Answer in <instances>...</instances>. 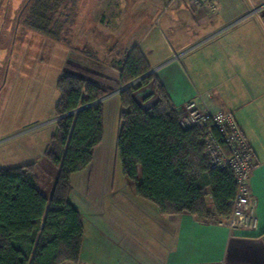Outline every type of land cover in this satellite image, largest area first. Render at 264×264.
Here are the masks:
<instances>
[{
	"label": "crops",
	"instance_id": "1",
	"mask_svg": "<svg viewBox=\"0 0 264 264\" xmlns=\"http://www.w3.org/2000/svg\"><path fill=\"white\" fill-rule=\"evenodd\" d=\"M103 5L144 14L128 36L142 40L123 45L124 53L141 49L178 112L202 96L211 111L233 113L254 154L250 189L259 224L256 231H230L221 221L162 214L137 195L134 182L125 191L110 185V175L95 174L97 156L105 150L104 104L103 141L90 167L71 177L70 201L84 227L79 264H108L85 255L89 237L108 238L106 234L118 239L113 264H264V0H207L200 6L190 0H108ZM112 21V29L103 25L108 34L119 29ZM142 26L144 33L136 36ZM117 67L112 68L117 75L113 87L119 90ZM103 76L93 83L109 93L110 82ZM121 127L122 122L117 138Z\"/></svg>",
	"mask_w": 264,
	"mask_h": 264
},
{
	"label": "trees",
	"instance_id": "2",
	"mask_svg": "<svg viewBox=\"0 0 264 264\" xmlns=\"http://www.w3.org/2000/svg\"><path fill=\"white\" fill-rule=\"evenodd\" d=\"M55 1V2H54ZM57 0H26L21 18L54 39ZM85 52V51H84ZM121 122L117 146L123 174L138 196L162 214H188L202 221L231 215L236 184L229 170L210 168L201 133L180 126L176 106L143 52L134 47L120 60ZM142 79L141 84L133 85ZM150 88L144 97L139 93ZM56 106V133L46 160L56 176L48 197L37 163L0 170V264H79L84 227L70 201L71 177L92 164L104 138V102L109 93L82 77L63 75Z\"/></svg>",
	"mask_w": 264,
	"mask_h": 264
},
{
	"label": "rangeland",
	"instance_id": "3",
	"mask_svg": "<svg viewBox=\"0 0 264 264\" xmlns=\"http://www.w3.org/2000/svg\"><path fill=\"white\" fill-rule=\"evenodd\" d=\"M25 1L0 3V170L37 163L41 186L50 197L56 176L45 155L57 128L56 106L61 97L58 81L63 75H74L100 82L104 75L112 96L104 103L106 136L101 150H105L97 156L94 173L110 175V185L129 191L134 184L123 174L117 146L121 107L115 98L117 75L112 68L126 54L123 45L142 40L128 36L140 25L144 14L133 15L131 7H119L117 12L118 7L103 5L108 0H57L52 13L57 29L76 17L72 26L66 25L59 33L60 39H54L31 28L25 15L20 17ZM113 19L119 29L109 35L103 29H112ZM144 29L138 27L136 36L142 35ZM104 45L109 48L105 50ZM104 155L105 160L101 158ZM105 236L108 238L89 237L85 255L113 264L118 239Z\"/></svg>",
	"mask_w": 264,
	"mask_h": 264
},
{
	"label": "built area",
	"instance_id": "4",
	"mask_svg": "<svg viewBox=\"0 0 264 264\" xmlns=\"http://www.w3.org/2000/svg\"><path fill=\"white\" fill-rule=\"evenodd\" d=\"M190 1L194 6H200L207 0ZM141 81L138 79L132 84L138 85ZM122 90L120 88L117 94ZM111 96L109 94L100 102ZM178 115L184 130L196 129L201 133L200 141L205 148L210 168L229 170L234 177L236 196L230 202L232 212L220 224L230 231H256L259 217L257 203L250 189V177L256 169L254 154L233 113L213 112L206 106L204 98L198 96L187 101Z\"/></svg>",
	"mask_w": 264,
	"mask_h": 264
},
{
	"label": "water",
	"instance_id": "5",
	"mask_svg": "<svg viewBox=\"0 0 264 264\" xmlns=\"http://www.w3.org/2000/svg\"><path fill=\"white\" fill-rule=\"evenodd\" d=\"M150 91H151L150 88H146V89L142 90V91L139 93V96L144 97V96H145L146 94H148Z\"/></svg>",
	"mask_w": 264,
	"mask_h": 264
}]
</instances>
